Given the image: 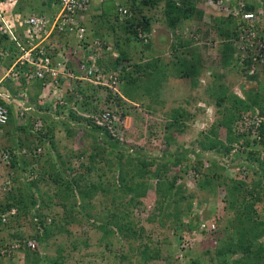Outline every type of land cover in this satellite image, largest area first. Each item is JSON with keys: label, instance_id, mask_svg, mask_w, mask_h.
I'll list each match as a JSON object with an SVG mask.
<instances>
[{"label": "rangeland", "instance_id": "obj_1", "mask_svg": "<svg viewBox=\"0 0 264 264\" xmlns=\"http://www.w3.org/2000/svg\"><path fill=\"white\" fill-rule=\"evenodd\" d=\"M123 1L125 0L120 2ZM163 1L165 2L162 0L152 7L142 6L141 12L137 13L141 22L147 19V25L144 22L143 26L144 32L138 33L146 41L144 40V44L133 43L127 49L128 59L124 63L127 62L125 65L129 71L136 64L140 71L148 75L141 76L143 81L136 90L138 94L134 93L132 99L121 97L118 91L115 92L119 94L117 99H112L117 109L136 113L129 116L132 119L128 123H119L116 128V138L120 140L117 148L93 139V129H89L88 121L92 118L90 114L86 115L82 110L78 119L69 117L68 110L74 109L72 103L68 106L67 94L61 93L65 105H59L57 99L52 109L47 107L43 110L44 113L41 107L38 108L36 98L31 99L29 104L26 103L32 110L24 118L35 120V123L44 122L46 127L52 123L57 125L54 127L55 148L50 152L48 164L61 169L60 164L65 157L72 156V152H75L74 170L83 172L82 166L94 167L92 172L84 170L87 178L80 182L81 185L89 188L92 183L95 186L98 182L103 184L85 199L88 207L76 217V221L63 223L61 232L53 230V235L45 241H37V250L32 252L29 263L26 260L22 263L4 259L1 264H54V261L58 264H231V261L242 257L240 253L231 254V249L229 250V238L233 235L231 229L237 224L234 212L227 207L226 187H210L205 184L204 189H199L197 181L189 176L190 173L184 176L183 164L177 163L176 157L184 154L186 158L194 160L198 156L205 162L218 158L212 151H205L199 146L205 134L210 132L212 126L217 125L223 112V107L217 105L214 92L218 93L223 85L226 94L232 92L239 98H244L235 85L239 82L240 75L233 65L225 67V57L239 56L236 49L240 44L232 39L227 40L222 35L225 28L222 20L229 19L231 13L239 10L241 5L253 4L260 20L257 24L264 32V0H192L193 7L189 5L190 0L189 3L175 0L178 7L182 6L185 11L193 8V11L188 12L184 18L180 17L173 28L164 16L166 5ZM113 4L114 2L109 1L104 7L112 12ZM146 28L151 30L150 34L146 32ZM230 28L233 32L232 24ZM243 30H239L241 36ZM70 45L74 46L72 38ZM181 60L186 66L180 67L178 73L177 65ZM186 68L198 70L197 74L191 75V71L188 72L193 80L190 76L181 74ZM77 86L90 88L88 83ZM82 99L85 102L86 99ZM95 103L92 102V107L103 105V102ZM110 104L112 103L107 102L102 107ZM77 107L81 108V104ZM174 111L180 116V127L170 124ZM22 118L14 117L16 122H20ZM63 118H68L67 125L63 124L66 121ZM54 120H57L56 123ZM63 127L66 128L65 131ZM96 130L95 137L104 139L109 135ZM10 131L8 136L0 138V201L5 194L2 184L6 182L4 180L8 166L2 160L4 149L9 150L20 140L29 144L30 139L32 140L31 134L15 132V129ZM221 137H225L224 131L221 132ZM44 153L45 151L41 153L42 156ZM80 153L86 158L78 160L76 156ZM90 154H95L96 157L90 160ZM118 158L122 163V168L119 167L120 177L118 165L114 164ZM106 161L112 163L111 170L101 172ZM223 164L227 168L224 171L225 177L236 178L242 175L235 163L223 161ZM45 167L44 164L43 168ZM12 175L16 176L17 173ZM173 176L179 177L174 181L175 187L180 186L186 194V200L178 206L181 212L178 214L179 221L168 216L176 205L171 203L168 210L161 212L159 194L156 191L160 180H169ZM247 176L246 184L253 182L254 179ZM28 177L36 178L31 175ZM144 184L145 191L142 189ZM38 185L44 186L49 194L55 191L50 186V181ZM122 185L123 192L120 188ZM22 192L26 197V215L21 217L18 213V216L21 223L28 226L29 236L33 234L30 222L33 221V210L42 208L43 202L39 195H35L33 204L28 197L29 191L23 188ZM256 210L262 221L264 205H257ZM60 213H63V209L56 206L50 211L55 216ZM190 221L195 224L192 231L187 227ZM58 224L61 225L59 222ZM133 232L137 238L129 237ZM8 233V229L0 231V236L6 243L10 240ZM150 255H157V258L148 261Z\"/></svg>", "mask_w": 264, "mask_h": 264}, {"label": "trees", "instance_id": "obj_2", "mask_svg": "<svg viewBox=\"0 0 264 264\" xmlns=\"http://www.w3.org/2000/svg\"><path fill=\"white\" fill-rule=\"evenodd\" d=\"M162 0H125L121 6L124 5L128 10L126 17H120V14L117 11V8L113 6L114 11H109V9L102 8L101 14L95 16L97 19L95 27V37L104 40H111L115 49L117 50L115 58L109 54V52L104 51L103 57L107 59L102 61V65L106 66L117 72L116 74V83L111 87H103L100 85H91L88 83L90 88H84L81 84H87L86 82H74L70 89L66 88L65 93L68 95V106L72 103L75 105V99L78 106L81 104V108L84 106L91 105L90 107L85 108H76L74 111L68 110L69 117L79 118L81 111H85L84 114L92 116L89 119L90 127L93 129V135L97 142L101 141L102 143H109L111 146L117 148L119 146V138L117 136H112L105 126H100L97 124L98 121L102 120L101 115L104 113L116 114L119 121L117 124H112L111 128L115 130L120 124L128 123L130 115H136V113L124 111L122 109H117L113 104L112 99H117V95L128 99H132L134 93H137L136 90L139 88V84L143 81L142 75H148L146 72H142L139 69V66L134 64L133 70L129 71L128 66L125 65V62L128 59L127 49L132 47L134 44H144V40L139 36L138 33L144 32L143 26L144 22L147 25V19L144 17L141 20L138 17L139 12H141L142 6H154ZM184 3H189V0H182ZM189 5L191 7L193 1ZM164 2V1H163ZM165 12L164 16L167 23L170 27H175L177 22L180 20V17H186L187 13L193 11V8H189L185 11L184 8L178 7L175 4V0H165ZM186 5V4H185ZM241 14L238 17L232 15L229 19L224 18L222 23L224 29L222 35L228 40L232 39L233 42L239 43L240 46L236 49L239 53V56L229 55L226 59L225 57V67L234 66L236 73L240 75L239 82L235 85L238 87V90L241 92L242 98L237 94L230 93L226 94V89L221 85L219 92L216 93V102L217 105L222 106L223 112L221 113V118L217 121V125L212 126L209 133L205 134L199 146L205 151H212L217 155L216 160H209L205 162L203 159L198 158L188 159L184 154L178 155L176 158L177 163L183 164L182 169L184 176H187L190 173V177L193 180L197 181V187L199 189H204L205 184L210 185V187L224 186L226 187V198L228 202V208L234 212V221L236 226L231 229L233 235L229 238V250L231 254L240 253L241 258L231 261V264H264V219L260 221L257 214V205H264V60L257 56L251 47H249V42H251L250 30H253L252 27L248 26V23L241 18L242 12H256L255 6L253 4H243L242 11L241 7L239 8ZM260 20H258V23ZM232 24L233 32L230 28ZM239 26V27H238ZM247 29L244 33L246 37L243 41H240L239 30ZM257 37H262V30L259 29L258 24L254 26ZM151 30L146 28V32L150 33ZM238 32V34H237ZM256 37V38H257ZM255 38V39H256ZM126 41V42H125ZM241 43L244 48L241 49ZM129 50V49H128ZM21 55V50L18 47L17 43L10 40L6 35H0V67L1 68H11L16 62L17 58ZM186 64L182 60L177 65V72L180 73L179 68L185 67ZM15 69L19 73H25L27 66L15 65ZM191 71V72H190ZM187 76L190 74H197L198 70H188L182 71ZM140 73V74H139ZM141 78V79H140ZM191 80L193 77L190 76ZM21 82V86L13 85L4 80L0 84V89L5 88L12 93H17L25 91L28 95L27 102L36 98L39 104L41 101L40 93L42 88V81L29 82L26 80V77L20 75L18 78ZM252 80V81H249ZM37 88H35V83ZM63 84V83H62ZM75 85V86H74ZM248 87V88H246ZM225 89V90H224ZM17 90V91H16ZM121 90V91H119ZM104 91V92H103ZM119 92L116 94L115 92ZM31 94L34 96L31 98ZM138 94V93H137ZM140 95V94H139ZM86 99L85 102H82L83 99ZM103 102L102 106H105L107 102L112 103L108 107L96 106L92 107V102ZM98 101V102H97ZM95 103V104H96ZM0 99V105L6 106L9 112L10 121L8 126L4 128L3 132L0 134V138L8 136L10 130L15 129V132H23L24 134H31L30 130L34 129L35 120H29L27 117L23 124L16 122L14 117H16V112L11 104H6ZM40 105L38 108L40 109ZM224 113V114H223ZM28 115H31L28 114ZM67 115V117H68ZM78 115V116H77ZM27 116V114H26ZM177 116V117H176ZM178 118V119H177ZM66 119V121H65ZM68 118H63L62 120L64 125L68 124ZM54 120V123H56ZM42 126L38 127L35 131V134L32 135V140L30 139L29 143L20 140L16 146H12L9 150L4 149V153H7L9 156L7 171L5 172V180L2 186L4 187V199L0 201V212H5L10 208L17 209V216L10 224L7 226L12 227H21L19 214L23 216L25 213V196L23 195L22 189L24 188L28 192V197L32 203H35L33 197L40 196L43 206L37 211L33 210V217L37 221H32V230L33 234L30 235V238L37 240L38 242L45 241V239L54 232H61L64 228L63 223H71L76 221L82 211H85L88 205L84 202L86 198H89L96 189H99L103 184L98 182V184H91L90 187L86 188V185H81V181L87 178L84 173V170L92 172L94 167L84 168L82 166L81 171L78 172L73 169L75 166L74 155L75 152H72V156L65 157L60 164L62 167L58 169L57 166H50L48 161L50 159V152L54 151V130L55 124L49 125L46 127V124L42 122ZM171 126L180 127V116L177 114V111L173 113V120L170 122ZM67 127V126H66ZM100 127V128H99ZM64 131H65V127ZM99 130H96L98 129ZM96 131H103L106 134L104 139L95 137ZM127 132L125 128L122 129ZM225 132V137H221V132ZM63 131V130H62ZM61 131V132H62ZM128 133V132H127ZM123 134V136L127 135ZM222 138V139H221ZM122 142V141H121ZM170 143V141H169ZM43 147L42 150L39 149ZM98 147H100L98 145ZM17 152H14L16 151ZM41 150V151H40ZM45 151L42 156V152ZM102 151V148H100ZM2 152V153H3ZM17 155H15V154ZM103 154V153H101ZM92 160L95 154H90ZM42 156V157H41ZM96 157V156H95ZM181 157V158H180ZM78 160L85 159L83 153H80L76 156ZM220 159V160H219ZM221 161V162H220ZM223 161H228V163H235L236 169L239 170V173L236 178H228L224 176V171H227L226 165L223 164ZM117 162V163H116ZM114 164L118 165V176L120 177L119 167L122 163L120 158L117 159ZM237 162V163H236ZM176 163V161H175ZM174 163V164H175ZM48 166V169L43 168ZM7 165V164H6ZM111 162L106 161L104 167H101V172L111 170ZM51 167V168H50ZM80 167V166H79ZM51 169V170H50ZM207 169V171H206ZM241 171V172H240ZM17 175H12L13 173ZM36 177L35 179H29L28 176ZM250 175V179H254L253 182L245 181V178ZM116 176V175H114ZM112 176V177H114ZM120 179V178H119ZM179 177L173 176L169 180H160L158 183L157 193L159 194L160 200V210L161 212L165 209H169L171 203L176 205V208L173 209L168 216L175 218L179 221L178 214L180 210L179 205L186 200L185 191L182 190L180 186L175 187L174 181L178 180ZM50 186L54 188V192L49 194V191L44 190V186H39L38 184H43L44 182H49ZM122 181V179H121ZM14 183V184H13ZM252 183V184H251ZM99 187V188H98ZM122 192L124 191V186H120ZM143 191H145V184L143 186ZM206 189H208L206 187ZM184 191V192H183ZM183 192V193H182ZM43 195V196H42ZM25 197V198H24ZM188 198V197H187ZM191 198V196H189ZM188 198V199H189ZM23 202V203H22ZM60 207L63 209V213L57 214V218L54 214H50L52 207ZM189 208V206H188ZM50 210V211H49ZM47 211H49L47 213ZM55 212V211H54ZM19 213V214H18ZM59 215V216H58ZM264 218V211L262 212ZM61 223V225L58 224ZM34 224V225H33ZM38 227V228H37ZM188 229L191 231L195 228L193 221H190L188 224ZM9 227H0V231L7 230ZM9 230V229H8ZM10 240L8 241H19L21 243L27 241L24 240L22 235H11ZM129 237L137 238L135 232L132 233ZM6 241L2 237L0 239V245L4 244ZM34 253V252H33ZM30 251H26V262L29 263V259L33 254ZM157 255H150L149 260L156 259ZM224 261H226L224 259ZM2 261H0L1 264ZM54 264H58L57 261H54ZM220 264H226L221 262Z\"/></svg>", "mask_w": 264, "mask_h": 264}, {"label": "built area", "instance_id": "obj_3", "mask_svg": "<svg viewBox=\"0 0 264 264\" xmlns=\"http://www.w3.org/2000/svg\"><path fill=\"white\" fill-rule=\"evenodd\" d=\"M22 1L24 0H0V35L8 36L10 40L17 43L21 50V55L11 68L0 67V84L6 80L12 85L14 83L20 87L21 82L18 80L20 75L25 76L29 82L42 81L39 98L41 103L38 105L41 106L42 113H44L43 110L47 107L52 108L57 99L59 105H65L62 96L66 94V88L70 89L74 82H86L94 86L100 85L109 88L116 83L117 72L102 65L103 60L107 62V59L103 57L104 51L109 52L113 58L117 57L115 45L111 40L95 37V27L97 26L95 23L94 27V22L97 19L91 18L101 14L100 9H96L98 12L95 13V2L100 4L107 0H41L45 4V11L30 14L16 11V7ZM47 10H52V12L47 13ZM117 11L120 17H126L128 14V10L123 7L117 8ZM231 14L238 17L241 12L237 10ZM240 19L252 27L253 30L249 29L251 37L249 47L262 59L264 56V35L257 37L258 33L254 29L259 20L257 11L242 12ZM247 29L243 30L242 36L239 31L240 41L248 37L244 33ZM71 38L74 40V46L70 45ZM242 48H244L243 45ZM16 64L22 67L27 66L28 69L23 74L19 73L15 69ZM0 99L7 105H13L16 110V117H23L19 123L26 121L24 116L32 108L26 105L28 95L25 91L12 93L1 88ZM75 101L79 100L75 99ZM77 106L78 104L74 106L72 104L73 109L78 108ZM101 117L102 120L98 121L97 124L107 127L108 132L112 136H116V129L113 130L111 125L118 123L117 115L104 113ZM9 121L8 109L6 106L0 105V134L8 126ZM41 126V122H37L30 133L35 134L37 128ZM8 159L7 153H3L2 160L7 165ZM16 216V208L0 212V227H9L11 235H22L27 241L23 243L8 241L0 245V261L12 259L23 263L26 259V251L32 253L37 250V240L30 238V235L28 236L26 224L15 228L7 226ZM33 221L36 222L37 219L33 217Z\"/></svg>", "mask_w": 264, "mask_h": 264}, {"label": "crops", "instance_id": "obj_4", "mask_svg": "<svg viewBox=\"0 0 264 264\" xmlns=\"http://www.w3.org/2000/svg\"><path fill=\"white\" fill-rule=\"evenodd\" d=\"M97 7V4H95V8ZM16 11L18 12H21V13H24V14H30L32 13L33 11L34 12H37V13H42L44 12L45 10L38 4L37 0H24L23 2H21L17 7H16ZM52 12V10H47V13H50ZM95 12H98L97 10H95ZM93 14V13H92ZM91 14V15H92ZM92 19H95L94 16L91 17ZM94 27H95V22H94ZM249 81H252V80H249ZM253 82V81H252ZM35 84V88H37V84L36 82L34 83ZM248 88V87H246ZM35 96V94H34ZM32 94H31V98L34 97Z\"/></svg>", "mask_w": 264, "mask_h": 264}, {"label": "clouds", "instance_id": "obj_5", "mask_svg": "<svg viewBox=\"0 0 264 264\" xmlns=\"http://www.w3.org/2000/svg\"><path fill=\"white\" fill-rule=\"evenodd\" d=\"M109 1H112V2H114V4H113V6L115 7V8H119V7H123V8H125V6L124 5H120V4H123L124 3V1L123 2H120L121 0H107V1H104V2H102V3H98V2H95V4H97V7L95 8V10L97 9V10H99L100 9V11L102 12V8H104V4H106V3H108ZM23 2V1H22ZM37 2H38V4L44 9V6H45V4L44 3H42L41 2V0H37ZM94 4V5H95ZM95 7V6H94ZM94 10V9H93ZM115 10V9H114ZM34 12V11H33ZM96 13V12H95ZM150 34V33H149ZM52 108H50V110H51Z\"/></svg>", "mask_w": 264, "mask_h": 264}]
</instances>
